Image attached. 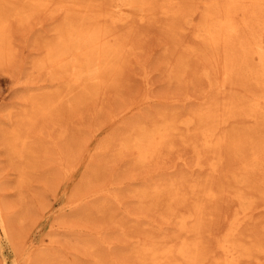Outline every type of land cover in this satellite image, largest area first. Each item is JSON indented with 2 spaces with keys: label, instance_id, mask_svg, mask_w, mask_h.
Segmentation results:
<instances>
[{
  "label": "bare ground",
  "instance_id": "6f19581e",
  "mask_svg": "<svg viewBox=\"0 0 264 264\" xmlns=\"http://www.w3.org/2000/svg\"><path fill=\"white\" fill-rule=\"evenodd\" d=\"M42 13L53 21L44 35H38L42 49L30 63V73L41 76V81L26 89L15 122L2 126L20 170L18 185L31 180L35 147L44 142L39 155H55L51 159L56 174L71 179L78 162H83L88 167L82 175L85 182H90L100 157L111 153L126 164L137 208L124 211L119 226L116 222L108 230H92L91 224L83 227L87 221L102 225L96 212L104 214L102 206L116 199L122 202L118 192L122 178L116 181L111 174L93 192L68 200L86 220L68 221L67 226L60 222L62 231L52 230L50 240L67 235L65 239L86 255L80 264H264V0H0V65L17 58L14 23ZM152 27L163 28L175 50L169 73L163 74L172 77L173 72L178 81L191 76L199 85L198 93L192 96L185 90V96L171 101L172 109L162 102L164 111L125 121L128 112L133 114L152 100L147 92L127 102L123 111L112 113L111 136L97 146L87 144L76 162L69 163L63 149L53 155L45 138L52 126L39 139L31 131L43 127L39 124L44 121L61 122L90 103L96 107L102 103L108 89L122 85L127 66L141 54ZM149 73L143 74L147 86L153 82ZM191 101L194 105L185 110ZM65 129L59 131L61 136ZM96 194L101 203L87 204ZM28 209L25 205L22 216ZM151 211L156 215H149ZM120 231L125 237L109 239ZM3 236L0 229V240ZM39 247L28 264H63L62 256L69 253ZM4 259L0 264L7 262Z\"/></svg>",
  "mask_w": 264,
  "mask_h": 264
},
{
  "label": "rangeland",
  "instance_id": "374dc122",
  "mask_svg": "<svg viewBox=\"0 0 264 264\" xmlns=\"http://www.w3.org/2000/svg\"><path fill=\"white\" fill-rule=\"evenodd\" d=\"M52 21H53V18L48 13H42L40 15L36 14L30 19V21L29 20L25 21L26 23L25 22L23 23L15 22L12 30H13L14 43L16 45V57L17 58L15 57L16 60H14L16 63L13 61L15 65L13 62L9 64L0 65V184H1L0 185V204L1 205L3 204L2 207L3 209L5 208L4 212L5 210L7 212V213L3 212L2 217L0 215V221H1L0 229L2 230V234L4 235L2 239L0 240V258L3 259L1 260L2 262V261H5L4 257H6L7 262H5V264H28L27 260L29 259L30 256H32L36 252L39 246H40L39 248H45V249L50 248L49 250L53 248L52 249L53 251L60 250L63 254L66 252L67 253L69 252L68 254L66 253L67 256L65 254L62 256V258L64 257L63 264H66L67 262H69L67 264H72V263L80 264V262L85 258L86 255L83 253V250L80 249V247H77L75 243H72L73 241H69L68 240L69 238L65 239L67 235L62 234L61 236L62 237L65 236V237L64 238L61 237V240L59 241H56V240L52 241L50 240L49 236L50 234H52L51 233L52 230L54 231L53 234H57L62 231L63 227L59 226L60 222H61V226L66 225L68 221L69 223L71 221L72 223L73 221L74 223H78L80 221L79 223L83 224V221L86 220V217L83 216L82 214H78L77 208H73V206H70L68 204L69 203L68 200H70L71 198H73L74 196L78 194L84 196L85 194L93 192L95 189H97L98 185L102 186V183L104 184V182L108 181L109 178L113 177L112 179H115L116 181L122 178L121 183L119 185L120 187L118 188V192L120 194L122 202H118L116 199L112 202V204H110V206L105 205L104 207L100 205L104 209L102 212L104 211L105 212L103 214L100 211H97L96 214L99 215L98 217L99 220L100 219L103 220L101 221L102 225H98L97 223V226H96L95 222L87 221L86 222L87 224H84L83 227H86V225L87 227H89V225L91 224L90 227L92 228V230H94V228L96 230L100 229V231L108 230L110 228H113L112 226L116 224V222L117 224L120 222L122 218L118 219V217H120L124 213V211L130 210L132 208H133L132 210L137 209L135 206L133 195L129 188L131 185V181L129 177L126 176L125 174L126 164L123 161V158H121L120 160V158L114 157V155H112L111 153L106 154V156H103V159L101 158L102 157L101 156L99 165H97V167L93 169L90 175L91 177L90 182H87V181L85 182L83 180L85 177L83 176L86 175L85 172L87 171L88 167L86 166L84 167L83 162H78L77 168L73 170V175L71 179L63 177V175H61V172L56 174V172L58 171L56 167L54 168L52 166L53 165L52 159L55 157L54 152L55 154H58L59 152L58 149L60 150L63 149L65 150L67 154L66 156H69L68 157V159L70 160L69 163L76 162L78 158H80L87 144H89L90 147H93L94 145L97 146L99 142L103 141L104 139H108V137L111 136L113 127L109 125L110 124L109 119L112 113L116 111L118 112L123 111L125 108L124 109L122 108L127 105V102L128 103L130 101L132 102L133 100L139 98L141 95L147 92L149 95H151L152 100L150 102L145 103L144 106L140 108L141 110H138L134 112L133 114L132 112H128L127 115L124 117L125 121H132L133 119L135 120L137 118L140 119V118L149 117L153 115L154 113H156V111H159V112L161 110L164 111L165 108L163 107H165V105H166L167 110L172 109L173 108L172 105L174 103L172 104L171 101L174 99V97L185 96L187 94L185 93L186 91L188 92L190 91V93L188 94H192V96H194L199 91L198 83L194 79L192 80L191 76H189L188 80L183 79L181 81H178L177 79H175L173 72H172L173 74L171 73L172 77L167 76L169 75L168 73H169L170 63H172L175 59V53H174L175 50H173V47H172L173 44L171 42V38H167L169 34H167V32L163 28H158V27L150 28L149 31H147L146 33L147 34L146 39H143L145 43V44L143 43V45L145 47H143L142 45L141 47L143 48H141L142 49L140 51L141 54H139L140 52L138 53L141 56L139 55L137 56L139 59L141 57L140 59L142 62L140 63L141 65L139 64V61H137L139 60L137 57L134 58L132 61H130L129 65L127 66V74L123 76V79H122L123 81L121 82L122 85L118 86V88L116 87V88L108 89L109 91L107 90L106 93L108 95L106 94L107 95L105 97L106 101L104 100L102 103H99L100 105L97 104L99 106V109H98V106L97 107L95 106L96 104L94 105L93 103H90V105L87 108L84 107V109L81 108L82 110L79 109L75 113H72L71 115H66L65 117L63 116V118L61 119V122H55V123L49 122L48 123L50 126L49 127L47 126L48 124H45V121H44L39 124V125H43V127L38 126L37 128H35V130L33 129L31 131V133L35 135V138L37 137L39 139V137L41 138L43 134H48V132L52 130L50 134L45 136V138L47 139V145L49 146V151H51L54 156H52L53 158L51 157L52 158L51 159L49 155H46L45 152H43L46 157L48 156V158L51 159L50 161V159L46 158L44 154L39 155L43 151L41 147L45 145L46 142H44L45 144L43 143L41 145L39 143L40 146L35 147L36 149L38 148L37 153H35V156H36L35 158L37 161L36 167L33 168L34 173L31 177V180L24 182V185L21 187L23 189L22 192L25 195V198L23 200L21 199V194H20L21 188L18 185V177H19L20 170L17 168L16 164L13 163L14 158L12 156L14 154L11 153L12 150L8 148L11 146H9L8 140L6 141L7 132H5L2 129V126L11 125L13 122H15L13 120L14 115L20 109V107L24 105V102H25L24 93L26 89L29 86L38 84L41 81L40 80L41 76L39 75L36 76L33 73H30V67H31L30 63L32 65V61L34 57L42 49L41 39L39 40L37 39L38 35H44L47 32L50 26V23ZM161 36L163 37V42H162ZM164 41L166 42L165 44H164ZM38 43H39V47H38ZM164 56L165 58H163ZM162 59L165 61V63ZM159 62H160V65H159ZM161 65H164V66L167 65V68ZM161 67H163V69ZM147 70L150 71L148 76L154 82V83L151 82L149 79V81L153 83V85H151L150 83V86L145 85L146 81L144 80V76H145L144 73ZM161 71L163 72L161 73ZM166 71L168 73L163 74ZM141 75L143 76V78H141ZM163 75L164 76L166 75L167 78H165L166 76L164 77ZM168 78H170V80ZM175 80H177L178 82ZM169 81L171 83H169ZM176 82L178 83L177 85L175 84ZM191 82L194 87L191 85ZM182 83H185L183 84L185 88L181 87ZM188 83L190 87H188L189 86ZM121 86H123V88ZM144 86H146L147 88ZM113 89H116V90L113 91ZM117 89H119L120 91L119 93L116 92L118 91ZM118 97H120V99ZM110 101L112 102L110 103ZM169 101L171 104L169 103ZM106 102L107 103L109 102V104H112V105L109 106ZM121 102H123L122 105H121ZM162 102L163 104H165L164 106H162L161 104ZM93 105L95 107H93ZM188 105L190 106L194 105V101L187 103L186 106L183 108L185 110H188L189 109V107H187ZM107 107L108 108L111 107V108L108 109ZM146 112H148L149 114ZM146 114L148 116H145ZM95 117H97L98 119ZM101 118L102 119L105 118V119L101 120ZM98 121L99 122L101 121V122L98 123ZM64 127H66L65 135L67 137L65 135L61 136L59 132L61 129H64ZM41 130H45V131L42 132ZM80 139L81 140L84 139V140L81 142ZM55 141L57 143H55ZM40 142H42V140ZM36 149H35V152H36ZM40 151L41 153H39ZM189 154L190 153H187L188 156ZM41 156L45 157V158H42L44 160L41 159ZM173 158L174 156L171 159ZM117 161L119 162L120 165L117 164ZM50 162L52 163L50 164ZM170 162H173V161H170ZM114 164H116L117 166ZM65 165H66V161H64L63 164H61L62 167ZM182 167H183L182 164L179 165V168H182ZM111 174H112V177L110 176ZM57 175H59V177ZM60 176H62L63 178H60ZM77 179H79L80 181ZM51 192L52 194L53 193L54 194L52 195ZM124 193L126 194L124 195ZM102 200L103 199L99 198V196L97 195L95 196V200L90 199L87 202V204H90V202L91 203L96 202L100 204ZM130 202L133 203V205H130L131 204ZM25 205H27L29 209H28L27 214L22 216ZM39 208H40V211H39ZM148 214L156 215V212L151 211ZM105 218H108V219H105ZM62 221H63V224H62ZM52 222H55V223H52ZM2 223L6 225L5 227H3L4 229L2 228ZM72 226H74V224ZM69 227H71V225H69ZM48 229H49V232H48ZM115 235L117 236L118 239L121 237H125V234H123L120 231L117 234H114V233L110 234L109 239L113 240ZM126 238H129V237H126ZM46 242L50 244H46ZM69 242H71L72 247L70 245L68 246ZM51 243H54V244H51ZM63 245H66L67 247H64ZM58 246L61 249H59ZM73 246H74V249L76 250L73 249ZM70 249L72 250L70 251ZM77 251H79L80 253ZM81 254L83 255L81 256ZM68 257H69V260H68ZM70 260H72L73 262ZM50 264H55V262L50 263Z\"/></svg>",
  "mask_w": 264,
  "mask_h": 264
}]
</instances>
